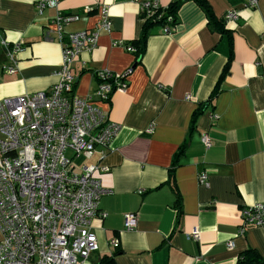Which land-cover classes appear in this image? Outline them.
<instances>
[{
	"label": "crops",
	"instance_id": "obj_1",
	"mask_svg": "<svg viewBox=\"0 0 264 264\" xmlns=\"http://www.w3.org/2000/svg\"><path fill=\"white\" fill-rule=\"evenodd\" d=\"M39 1L0 0V101L58 83L62 46L55 27H48L57 15L78 16L64 25L66 34L98 31L103 8L112 22L96 46L76 58L75 96L86 98L97 88L98 71L121 75L132 68L125 92L98 103L120 127L106 157H81L77 167L109 168L99 175L110 190L100 201L107 216L92 222L98 251L85 264L117 252L116 264H235L249 249L264 261V227H243L241 216L244 208L264 203V0L254 8L247 7L250 0H207L218 18L237 11L239 19L227 22L233 37L229 73L194 132L193 113L210 103L228 60V45L194 1L184 0L171 33L153 31L141 62L132 45L144 23L141 4L167 7L175 0H53L41 15ZM15 44L21 49L11 75L5 68L14 64L7 54ZM203 134L210 137L208 149ZM184 144L186 153L172 172ZM204 172L208 187L198 181ZM127 213L138 216L133 231L124 228ZM195 228L199 241L191 237Z\"/></svg>",
	"mask_w": 264,
	"mask_h": 264
},
{
	"label": "built area",
	"instance_id": "obj_2",
	"mask_svg": "<svg viewBox=\"0 0 264 264\" xmlns=\"http://www.w3.org/2000/svg\"><path fill=\"white\" fill-rule=\"evenodd\" d=\"M52 3L40 0L39 15ZM256 5L257 0H250L247 7ZM160 8L157 1L143 2L141 13L151 16ZM109 17L103 8L98 31L66 34L64 25L78 16L57 15L48 27H55L62 46L58 83L47 91L0 101V264H85L98 251L92 222L97 216H107L100 210V201L110 190L102 187L99 175L109 168L85 165L78 172L72 163L77 157L90 159L96 153L101 159L106 157L120 127L98 103L110 102L115 92H125L132 68L121 75L98 71L97 88L83 99L73 94L72 68L83 51L96 46L100 31L111 30ZM238 19L237 11L225 16L226 22ZM163 31L169 34L172 29L167 26ZM3 46L8 44L3 42ZM20 49L21 44H15L8 52L14 64L5 68L6 73L17 72L14 56ZM201 141L207 149L211 147L207 134ZM198 181L209 186L205 172ZM241 216L243 227H264V203L244 208ZM137 224V214L124 215L125 230L133 231ZM191 237L200 240L197 228ZM227 248L233 249L232 242Z\"/></svg>",
	"mask_w": 264,
	"mask_h": 264
},
{
	"label": "trees",
	"instance_id": "obj_3",
	"mask_svg": "<svg viewBox=\"0 0 264 264\" xmlns=\"http://www.w3.org/2000/svg\"><path fill=\"white\" fill-rule=\"evenodd\" d=\"M194 1L204 12L208 26L211 30L219 33L222 37V41L228 45V60L223 68V72L220 76L219 82L214 89L209 104L200 105L199 108L195 110L191 120V130L194 132L197 128L198 119L206 112L209 105H212L214 100L216 99L219 93V83L226 77L229 73L230 65L233 57V37L232 31L227 29V22L225 18H218L209 2L207 0H192ZM184 0H175L167 7H162L158 9L153 15L148 16L146 13H141V18L143 19V27L141 36L138 40L132 43L135 48V56L141 62V59L146 51V43L148 38L152 35L153 31L157 28H164L169 26L171 29L176 27L179 24V11L181 6L183 5ZM139 61L137 63H139ZM188 144H184L179 151L177 152L174 160L172 170H175L180 164L181 159L184 157ZM174 172V171H172ZM118 252L112 256H103L101 257L95 264H116V256H118ZM235 264H264V261L261 259L259 253L253 249H249L245 253H243L236 261Z\"/></svg>",
	"mask_w": 264,
	"mask_h": 264
},
{
	"label": "rangeland",
	"instance_id": "obj_4",
	"mask_svg": "<svg viewBox=\"0 0 264 264\" xmlns=\"http://www.w3.org/2000/svg\"><path fill=\"white\" fill-rule=\"evenodd\" d=\"M68 156L71 157V154L68 153ZM84 161L81 157H77L76 159L73 160L72 165L75 166V170H77V167H81L83 165Z\"/></svg>",
	"mask_w": 264,
	"mask_h": 264
},
{
	"label": "water",
	"instance_id": "obj_5",
	"mask_svg": "<svg viewBox=\"0 0 264 264\" xmlns=\"http://www.w3.org/2000/svg\"><path fill=\"white\" fill-rule=\"evenodd\" d=\"M76 83H78V80H76Z\"/></svg>",
	"mask_w": 264,
	"mask_h": 264
}]
</instances>
